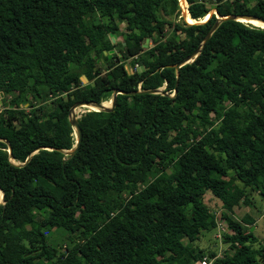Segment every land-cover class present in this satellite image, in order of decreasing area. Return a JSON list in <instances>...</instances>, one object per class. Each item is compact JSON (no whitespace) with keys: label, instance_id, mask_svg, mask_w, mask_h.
Returning a JSON list of instances; mask_svg holds the SVG:
<instances>
[{"label":"trees","instance_id":"16d2710c","mask_svg":"<svg viewBox=\"0 0 264 264\" xmlns=\"http://www.w3.org/2000/svg\"><path fill=\"white\" fill-rule=\"evenodd\" d=\"M186 3L194 22L174 20L177 0H0V264H264L251 218L228 211L264 195L263 23L224 18L204 38L216 14L264 19V0ZM114 88L130 92L81 112L66 153L70 105ZM207 190L228 228L220 255L185 241L215 226ZM51 227L66 233L55 259Z\"/></svg>","mask_w":264,"mask_h":264},{"label":"rangeland","instance_id":"374dc122","mask_svg":"<svg viewBox=\"0 0 264 264\" xmlns=\"http://www.w3.org/2000/svg\"><path fill=\"white\" fill-rule=\"evenodd\" d=\"M182 4L184 6V2H182ZM184 11H186V10L180 9L178 15L175 16L174 20H176L178 22H181L182 20L189 22L186 20L187 17L185 18V14L187 13V11L185 13H184ZM212 11H214V10L212 9ZM120 28L122 29V23L120 24ZM163 28H164L163 32H165V33H168L170 31V27L166 24L163 26ZM176 31L179 32L180 34H182V31H180L178 28H176ZM120 38H121V35H118L117 37H112L113 40L114 39H120ZM158 38H159V33H155L152 38L144 41V44H145L144 46L146 47L147 44L150 45L154 39H158ZM146 42H147V44H146ZM119 60H121V62H123L124 67L128 71L135 69V68H139V66L136 63H133L131 57H126V58H120L119 57ZM99 66L102 69L105 68L104 63H102L101 65L99 64ZM44 72L48 75L49 74L53 75L52 70L50 68L45 69ZM81 80L83 82H86V79L83 77L81 78ZM162 87H163V85H161L159 87V89ZM110 99H111V95L106 96L103 99V100L107 101L104 105H109ZM78 107H80L81 109L79 111H76V113L73 112V114L75 116H79L81 114V112H83L87 109H91V108L85 107L84 105L75 106V109ZM75 109H74V111H75ZM0 113H1V116L3 118V115H6L8 113V111L7 112L3 111L2 107L0 106ZM198 122H199L200 126H202L204 129H206L210 126V122L207 119L198 118ZM72 137L75 139L74 131L72 132ZM251 193H252L251 199L247 203L240 202L239 204L234 205L228 211L231 213V215L233 217H235L238 220L243 215H248L251 218V222H249L247 224V229L250 230L256 236L257 241L264 242V213H262V209H263L262 198L264 195L260 194L258 192L257 188L255 190H253ZM203 201L206 203L210 212L214 216L215 226L210 227L208 225L209 227L207 230H201L198 234H196V233L189 234L187 237H185L186 238L185 241L191 245H195V246L201 248V250H203V253H206L208 250L213 248L216 252V255H220L224 249H228V247H229V244L223 242V240H222V232L228 230V228L226 226L225 220L223 218L219 217L220 211L222 209L221 201L215 194H212L208 190L205 191L203 194ZM65 234L66 233L63 232V230L61 228L51 227L48 230V232L46 233L47 241H48L49 245L55 246L56 249H54V250L50 249V252L48 254L46 253V258H49V259H55L56 258L60 249L62 250L63 243L66 242ZM228 250H230V248ZM203 256H205V255H203ZM157 257L159 259H163L162 251H159L157 253ZM200 258H199V260H200ZM8 260L11 261L14 259L9 258Z\"/></svg>","mask_w":264,"mask_h":264},{"label":"water","instance_id":"95a60500","mask_svg":"<svg viewBox=\"0 0 264 264\" xmlns=\"http://www.w3.org/2000/svg\"><path fill=\"white\" fill-rule=\"evenodd\" d=\"M214 12H215V10H214ZM207 16H208V14H206L202 19H199L197 21L198 22L203 21V20L206 19ZM224 18H235V19L242 20V21H244V20L245 21H249V20L255 19V20H259V21L264 23V19L259 18V17H255L253 15H248V14H226V15H218V14H216V20L211 25V27L208 29V31H207V33H206L204 38H206L208 36V34L214 29V27L217 25L218 21H220L221 19H224ZM194 21H196V20H193V21H190V22H194ZM198 50H199V47H196L188 55H186L183 59H181L178 62H176L175 65H174L175 68L177 69V67L180 64H182V63H184L186 61L192 60L193 57L197 54ZM82 77L85 78L84 75H80V78H82ZM176 79H177V72H176ZM136 91L159 92V87L148 88V89H143V90H136ZM119 92H126L127 93V92H130V91H124V90H121V89L114 88L112 90V93H111V99H110L109 105L102 104V100L98 101V102L88 101V100H78V101H75L74 103H72L70 105L69 110H68V117H69V121L71 123V126L73 128L74 134H75V139H74V142H73V146L70 149L64 150L66 153L72 154L76 150V148H77V146L79 144V141H80V137H81V131H80V127H79L78 122H77V116H75L73 114L75 106L92 105V106H95V107L91 108V109L108 110V109L112 108V106L114 105L115 95H116V93H119ZM7 151L9 153V147H7ZM27 158H28V156L25 159H27ZM2 201H3L2 200V192L0 190V202H2Z\"/></svg>","mask_w":264,"mask_h":264},{"label":"built area","instance_id":"2783aa9c","mask_svg":"<svg viewBox=\"0 0 264 264\" xmlns=\"http://www.w3.org/2000/svg\"><path fill=\"white\" fill-rule=\"evenodd\" d=\"M177 2L179 4V7H180L181 10H186L187 11L186 0H177ZM182 2H184V6H183ZM198 264H214V262L212 261V258H208L206 256H202L200 258V260H198Z\"/></svg>","mask_w":264,"mask_h":264},{"label":"bare ground","instance_id":"6f19581e","mask_svg":"<svg viewBox=\"0 0 264 264\" xmlns=\"http://www.w3.org/2000/svg\"><path fill=\"white\" fill-rule=\"evenodd\" d=\"M186 18V17H185ZM189 18V19H188ZM187 19L188 20H190V21H193V20H195V19H193V18H190V17H187ZM255 19H252V20H249V21H247V22H250L251 24H254V25H258V24H256L255 23V21H254ZM256 21H258V22H260V23H263V22H261V21H259V20H256ZM258 26H262V27H264V23H263V25H258ZM107 101L106 100H103L102 101V104H105ZM85 107H88V108H94L95 106H92V105H84ZM81 108L80 107H78V108H76L75 109V113H76V111H79Z\"/></svg>","mask_w":264,"mask_h":264}]
</instances>
